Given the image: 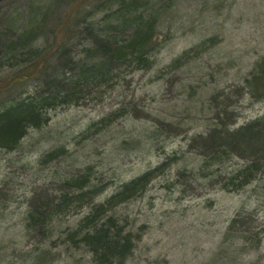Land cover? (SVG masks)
<instances>
[{"label":"rangeland","instance_id":"rangeland-1","mask_svg":"<svg viewBox=\"0 0 264 264\" xmlns=\"http://www.w3.org/2000/svg\"><path fill=\"white\" fill-rule=\"evenodd\" d=\"M78 1H0V109L48 98L0 146V264H264V154L216 142L263 131L264 0ZM144 23L146 59H106ZM100 228L127 255H96Z\"/></svg>","mask_w":264,"mask_h":264},{"label":"trees","instance_id":"trees-1","mask_svg":"<svg viewBox=\"0 0 264 264\" xmlns=\"http://www.w3.org/2000/svg\"><path fill=\"white\" fill-rule=\"evenodd\" d=\"M83 0H79L77 7L81 4ZM76 8L74 11H76ZM68 16V15H67ZM66 16V18H68ZM65 19L60 22V26H63L65 23ZM133 30L120 42L114 43L111 48L107 46V43L104 45H98L99 49H101L102 53H105V57L108 60H115V61H123V59L127 57H131L136 61L144 60L146 57L144 56L145 47L150 45V47L155 46L158 43V38L154 34V25L152 23H144L142 26L139 24L136 25ZM61 32L63 33L64 30L62 29ZM31 69H35L36 65L30 67ZM41 67H39L40 69ZM82 75L87 76V70L81 68ZM253 84V92L258 94L260 98H264V69L260 72V75L257 74L252 79ZM62 85L61 88L58 87L56 92H59V89L64 90V81L60 84ZM260 94V95H259ZM42 98V99H39ZM27 100H18L16 102H12L9 105L3 106L0 109V146L14 148L19 140L25 135L27 131V127L34 126L38 127L43 122V117L41 113L42 104L48 102L47 97H40ZM264 122V121H263ZM263 131H264V123L262 124ZM261 127V128H262ZM261 131L259 122H254L240 129H236L235 131H227L225 135L218 136L217 143L219 146L222 144H234L236 137L243 139L246 145L253 149L252 152H256L260 155V152L264 154V132ZM215 142V143H216ZM263 143V144H262ZM261 147L260 148V146ZM140 177L132 182L126 184L125 188L130 189L135 187L136 184H139L140 181L146 177ZM75 181H82L83 177L80 176ZM81 185L80 187H82ZM127 191L124 189V192ZM64 199L68 195H63ZM121 195H114L112 196L107 202H113L119 199ZM61 202L54 203L49 206V209L42 210L39 213L31 214V216H38L41 215L42 221H46L47 218L52 214V211L56 209L60 205ZM46 208V207H44ZM116 233L111 234L107 229L100 228L95 230L92 233L86 234V241L94 250L96 255H99L103 259H108L109 257L118 256L119 258L124 257L127 255V250L130 249L132 246V241L129 236H120L119 234L114 235Z\"/></svg>","mask_w":264,"mask_h":264}]
</instances>
